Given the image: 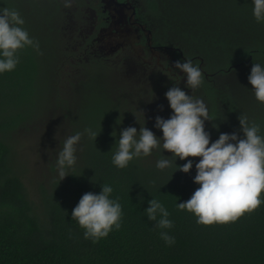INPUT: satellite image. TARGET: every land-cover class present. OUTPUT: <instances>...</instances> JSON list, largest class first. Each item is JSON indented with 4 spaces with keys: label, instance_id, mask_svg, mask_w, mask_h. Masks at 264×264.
Here are the masks:
<instances>
[{
    "label": "trees",
    "instance_id": "trees-1",
    "mask_svg": "<svg viewBox=\"0 0 264 264\" xmlns=\"http://www.w3.org/2000/svg\"><path fill=\"white\" fill-rule=\"evenodd\" d=\"M69 1H76L77 6L83 3ZM143 3L139 19L151 31L153 43L172 48L176 59H190L201 69V84L192 90L208 108L204 128L210 143L220 132L240 135V113L260 123L264 136V103L255 99L247 81L251 65L264 64V22L253 18L251 0ZM70 4L65 0H0V7L19 12L24 19L21 27L39 44L38 49H18L15 68L0 74V264H264V190L261 204L235 220L198 224L195 215L177 209L176 202L187 200L198 187L192 177L199 157L185 158L194 162L187 173L175 170L174 163L157 169L155 162L162 154L173 159L169 150L159 147L148 156L133 158L124 168L111 163L113 130L116 138L130 125L162 135L153 127L154 119L157 115L168 118L171 109L164 93L173 84L179 85L178 76L171 78L165 72L156 105L147 103L149 95L132 82L97 85L93 70L108 65L83 46L72 52L63 48L60 25ZM52 46L59 47V59ZM52 53L55 66L51 71L48 65L45 68L50 82L39 60L49 64ZM75 57L81 61L75 64L76 76H67L74 84L70 81V89L62 94L54 82ZM48 92L56 97L53 106L43 99ZM51 107L59 113L56 121L64 134L61 131L52 163V180L48 188L41 187L40 204H35L23 180L24 170L16 161L13 140ZM85 127L100 132L95 141L81 136L70 174L60 180L55 163L63 140ZM175 162L185 161L177 158ZM103 183L112 185L110 195L121 204V226L93 242L83 237V229L71 219V210L84 192H99ZM152 197L169 212L172 227L164 231L174 236L171 245L160 239L161 229L144 213Z\"/></svg>",
    "mask_w": 264,
    "mask_h": 264
},
{
    "label": "clouds",
    "instance_id": "clouds-1",
    "mask_svg": "<svg viewBox=\"0 0 264 264\" xmlns=\"http://www.w3.org/2000/svg\"><path fill=\"white\" fill-rule=\"evenodd\" d=\"M69 0H65L67 5ZM251 14L257 23L264 22V0H251ZM24 19L15 9L0 7V74L11 71L18 63L17 50L25 46L38 49V42L29 36L21 25ZM183 76L187 89H195L201 84V69L190 59H176L172 62ZM255 99L264 103V64L253 63L247 76ZM164 96L171 112L168 118L157 115L154 128L161 130L157 136L152 130L140 126H127L120 130L119 136L113 130L115 150L111 163L124 168L133 158L148 156L154 148L169 150L173 159L162 154L155 167L164 170L173 163L175 170L189 172L193 160L186 157H199L195 161V175L192 180L198 185L187 200L176 202L177 209L191 212L196 222L211 224L235 220L245 211H251L262 202L264 190V136L260 134V123L250 120L245 114L238 115L239 132H220L218 138L210 143V134L204 128L209 120L208 108L203 99L194 97L178 84L169 87ZM120 123V122H119ZM218 128V125H213ZM100 132V131H99ZM94 128L85 127L68 135L57 153L56 172L60 180L76 161L75 145L82 135L93 141L98 133ZM184 160L176 164V160ZM174 170V171H175ZM173 171V172H174ZM113 187L100 184L99 192L86 191L71 210V219L83 229V237L93 242L106 237L121 224L122 209L118 198L111 197ZM144 213L149 220L155 221V227L165 244L175 242L174 236L164 229L172 227L169 212L160 200L152 197L148 200Z\"/></svg>",
    "mask_w": 264,
    "mask_h": 264
},
{
    "label": "rangeland",
    "instance_id": "rangeland-1",
    "mask_svg": "<svg viewBox=\"0 0 264 264\" xmlns=\"http://www.w3.org/2000/svg\"><path fill=\"white\" fill-rule=\"evenodd\" d=\"M82 1L83 3H81V0H79V3H81L82 6L80 15H82L81 18L85 19L87 23L80 24L76 19L73 10H71L74 8V6L78 5L76 1L73 3L72 1H69V3H71V9H65L60 29L61 36L63 37V40H65L63 48L66 52L76 51L75 46L81 44L84 36L90 33V31H92L94 28L93 9L90 8L88 0ZM137 3L139 5V8L140 5L141 7L144 5L143 0H137ZM122 17H125L124 13ZM59 22L61 21L59 20L57 23ZM110 32H112V30ZM111 38H117V41L109 42L110 45L114 46L121 43V39L119 37L115 36ZM107 40L108 39H106L105 42ZM97 49L99 50V48ZM98 50H96L95 54L100 55ZM125 50L121 52L118 51L116 53H107V55L112 54L111 57L101 56L104 59H109H101L105 64L108 65V67L103 66L104 69L98 67L93 70V75L98 78L96 84L100 85L101 82L113 83L115 81L124 84L132 82L134 87L145 91L146 94L149 95V97L145 99L147 103L151 104L149 101H153V104L156 105L157 102H159V100L161 99L162 87L164 84L163 81L166 82V71H159V67L155 63L154 58L147 56L145 59L144 56L140 55L138 52L136 55L139 57H137L133 52L122 53ZM53 51L56 55H59V47H54ZM102 51L105 52V49ZM59 58L60 57L58 56V59ZM67 62V65L64 67V70L61 73L60 80L57 83L56 81L54 82V78L52 80L59 89L63 90L62 94L70 89L69 82L71 80L67 79L68 74H74L75 77L76 73L74 72L77 71V67L75 66V64L81 61L78 60L77 57H75L69 59V61ZM46 65H48L47 69L50 71L54 68L55 61L53 53L49 64L41 62L39 60V67L42 66V73H45ZM176 71L178 70L176 69ZM47 73V76L49 77L51 82L50 73L46 72L45 76ZM83 75L85 76V74ZM178 75L180 87L185 90L186 93L193 95V90L187 89L185 87L182 74L179 72ZM74 81L75 80L71 82H73L74 84ZM152 90L154 92H151ZM55 98L56 97L52 93L51 95H49V92L45 95V98L43 97L46 102H49L50 106L54 105ZM58 116V111L53 110L51 107L49 108V111H47V113L42 115V117L34 119L32 123L23 128L20 133L14 135L13 142L17 151L16 161L24 170L23 172L25 178H23V180L25 182L26 188L31 194V199L35 202V204H40L42 191L41 187H43L44 189L48 188L49 183L52 180V163H54L56 151L59 147L58 141L61 138V131L64 134V129L59 128L57 125L56 118Z\"/></svg>",
    "mask_w": 264,
    "mask_h": 264
},
{
    "label": "flooded vegetation",
    "instance_id": "flooded-vegetation-1",
    "mask_svg": "<svg viewBox=\"0 0 264 264\" xmlns=\"http://www.w3.org/2000/svg\"><path fill=\"white\" fill-rule=\"evenodd\" d=\"M89 2V6L91 9H93V19H94V28L92 31H90V33L86 34L84 36V39H82L81 44H78L75 46V50H77V47H85L84 49H89L88 54L92 55L93 57L97 58V59H103V60H109V59H104L102 58L103 56L105 57H111L112 54H108L106 53V46H110L109 42H114L117 41V38H109L106 42L105 40L103 41V43L101 41L97 42L95 41V38H97V35L100 33V31L102 29H105L106 27L109 26L110 24V17L108 15V11L106 9H104V3L103 0H88ZM116 3H118L119 5H123L124 6V10H127V8H129L130 3L132 4V6L135 9V15H134V24H130L129 23V17L126 13L125 17H122L121 19V23L118 24L117 28L119 29V31L124 30L123 32L126 33L127 37H125L124 39H121V44H124L123 46H120L119 48H117L114 53L116 52H121L125 49L124 52L122 53H134L135 55L137 54V52L144 56V58L146 59L147 56L154 58L155 63L157 64V66L159 67V71H166L169 73L170 77H177L179 76V70L176 71L174 65H173V61L176 60V58L173 56V50L172 48H167L163 50V46H159V45H155L152 41V34L151 31L149 29H147L146 25H144L143 23L140 22L139 19V14L142 13V9L141 6L140 8L138 7V3L137 0H116ZM121 9V7H120ZM123 9V8H122ZM73 13L76 16V19L78 20V22L81 23H87V21L83 18H81L82 15H80L81 10H82V6H74L73 9ZM124 10H122L124 12ZM73 14V15H74ZM143 26L145 28V30H149V36H150V46L146 44V33L145 31L142 29ZM119 31L116 29H113L112 32H110L111 36L116 35V37L119 36ZM89 44V45H88ZM155 49L156 51H158V55H153L152 51L150 48ZM99 48V50L97 49ZM105 49V52H103L102 50ZM96 50L99 51L100 55L95 54ZM113 53V54H114ZM102 56V57H101ZM137 56V55H136ZM139 57V56H137ZM86 59V58H85ZM178 79V78H177ZM176 79V80H177Z\"/></svg>",
    "mask_w": 264,
    "mask_h": 264
},
{
    "label": "water",
    "instance_id": "water-1",
    "mask_svg": "<svg viewBox=\"0 0 264 264\" xmlns=\"http://www.w3.org/2000/svg\"><path fill=\"white\" fill-rule=\"evenodd\" d=\"M104 3V9H107L108 11V15L110 17V24L108 27H106L105 29H102L100 31V33L98 34L97 38H95V41L99 42V41H103L104 39H109L111 37H115L116 35L111 36L110 31L113 29H116L119 31V29L117 28L118 24L121 23V19H122V15L123 13H126L129 17V23L132 25L134 24V15H135V9L132 6V4L130 3L129 8H127V10H124V6L123 5H119L118 3H116V0H103ZM121 7V9H120ZM123 8V9H122ZM124 10V12L122 11ZM142 29L145 31L147 37H146V44L150 46V36H149V30H145V28L143 26H141ZM122 31H119V36L120 38L124 39L125 37H127L126 33ZM105 32V33H104ZM109 32V33H106ZM125 44V43H124ZM124 44H116L114 46L110 45L109 43V47L106 46V53H112L114 52L117 48H119L120 46L124 45ZM152 51L153 55H158V51H156L155 49H153L152 47L150 48ZM163 50H165L166 48L163 47Z\"/></svg>",
    "mask_w": 264,
    "mask_h": 264
}]
</instances>
